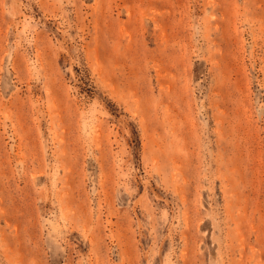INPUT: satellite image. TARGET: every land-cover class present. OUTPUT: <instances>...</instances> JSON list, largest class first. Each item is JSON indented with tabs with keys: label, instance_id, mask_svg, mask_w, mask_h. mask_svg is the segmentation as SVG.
Masks as SVG:
<instances>
[{
	"label": "rangeland",
	"instance_id": "1",
	"mask_svg": "<svg viewBox=\"0 0 264 264\" xmlns=\"http://www.w3.org/2000/svg\"><path fill=\"white\" fill-rule=\"evenodd\" d=\"M0 264H264V0H0Z\"/></svg>",
	"mask_w": 264,
	"mask_h": 264
}]
</instances>
